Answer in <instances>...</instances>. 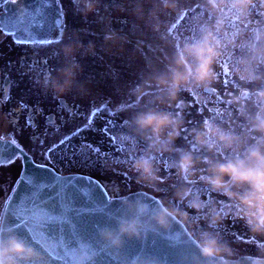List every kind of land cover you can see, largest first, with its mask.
Instances as JSON below:
<instances>
[{
    "label": "rangeland",
    "instance_id": "rangeland-1",
    "mask_svg": "<svg viewBox=\"0 0 264 264\" xmlns=\"http://www.w3.org/2000/svg\"><path fill=\"white\" fill-rule=\"evenodd\" d=\"M216 2L217 7L213 8L209 0H175L173 9L167 6L168 0H114L108 6L117 7L114 10L119 17L121 12H129L131 20L129 25L118 21L116 34L103 39L97 37L94 25L91 30L85 29L84 17L74 18L75 25L79 22L75 28L79 33L64 44V48L68 45L76 48L70 55L73 62L66 68L74 72L71 87L66 92L74 90L80 98L100 88L118 89V96L126 100L120 106L117 124L110 123L104 113L94 125L59 128L46 137L41 152L60 174H83L101 180L112 188L110 193L114 196L147 192L160 199L164 206L171 204L188 212L195 232L209 229L207 221L188 206L187 200L176 201V189L187 188L201 202L215 204L227 218L225 224H219L220 228L211 230L219 233L236 256H256L264 254V236L253 235L236 215L232 202L207 186L205 165L200 164L194 176H180L176 168V161L184 152L192 153L199 160L213 156L208 146L198 144L194 138L195 131L203 130L206 123L218 125L237 138L235 146L226 149L210 137L209 144L216 148L214 158L241 154L251 145L264 147L261 134L252 128L253 117L264 107L261 99L264 92V0H253L246 11L232 7L233 0ZM187 18L199 22L198 27L191 25V33L183 26ZM218 22H222L220 30L215 29ZM104 28L100 29L107 34V27ZM208 28L214 29L223 44L222 55L215 65L217 81L208 87L211 92H203V87L182 89L176 100L159 103L157 98L165 93L158 86L157 78L168 77L176 53ZM100 55L104 59L102 64L98 60ZM128 96L131 106H128ZM147 107L168 111L180 122L171 150L153 152L159 175L155 190L141 183L132 167L135 158L149 151L148 142L136 133L132 124L133 115ZM79 120L83 122L85 117ZM5 129L0 126V135L5 132L6 136H11L12 130ZM58 139L60 144L49 148L50 143Z\"/></svg>",
    "mask_w": 264,
    "mask_h": 264
},
{
    "label": "clouds",
    "instance_id": "clouds-1",
    "mask_svg": "<svg viewBox=\"0 0 264 264\" xmlns=\"http://www.w3.org/2000/svg\"><path fill=\"white\" fill-rule=\"evenodd\" d=\"M253 0H233L232 7L246 11ZM209 4L217 7L216 0ZM167 6L175 8V0H168ZM222 28V22L215 25L216 30ZM75 46H65L66 54L71 55ZM223 51L222 42L217 39L213 28L202 31L199 38L184 44L179 50L168 77H159L156 82L165 95L158 97L161 104L174 101L182 89L208 88L217 81L215 65ZM74 72L65 69L61 78H53L52 88L63 93L71 87ZM142 94V92H141ZM264 103V92L261 93ZM132 124L137 134L142 136L149 146V151L133 160L132 167L138 174V180L146 187L156 189L159 179L158 169L154 163L153 152H167L176 139L180 122L170 112L155 107H147L137 111L132 117ZM252 128L264 139V107L253 117ZM226 149L235 146L237 138L231 133L212 123H206L203 130H196L194 138L202 146H208L213 156L199 160L190 152H184L176 161L180 176H194L198 166L206 167L205 182L216 193L226 196L236 208V215L241 218L253 235L264 236V147L251 145L243 153L231 157L214 158L215 145L209 144V138ZM176 201L187 200L188 206L200 213L206 220L209 229L199 232L193 230L188 212L171 204L151 211L143 201H129V215L122 218L115 230L102 229L101 238L110 246L119 248L124 236L139 235L145 227L144 218L150 217L153 226L169 229L173 221L181 220L189 225V236L194 241L198 255L190 259V264H264V254L242 260L233 249L222 241L217 231L211 230L224 219L215 204L201 202L187 188L179 187L174 193ZM0 264H43V258L30 245L15 235L0 239ZM80 264H84L81 260Z\"/></svg>",
    "mask_w": 264,
    "mask_h": 264
},
{
    "label": "water",
    "instance_id": "water-1",
    "mask_svg": "<svg viewBox=\"0 0 264 264\" xmlns=\"http://www.w3.org/2000/svg\"><path fill=\"white\" fill-rule=\"evenodd\" d=\"M58 24L54 0H12L0 26L18 40H39ZM210 93L211 89L203 88ZM5 161L22 158V171L0 217V239L15 235L33 247L43 264H190L196 245L180 220L169 229L153 226L149 216L139 235L124 236L119 248L107 244L102 229L115 230L128 216L129 201L140 200L150 212L163 206L153 195L135 191L109 197L103 185L83 174H59L36 164L9 140H0ZM246 260L247 255L238 256Z\"/></svg>",
    "mask_w": 264,
    "mask_h": 264
},
{
    "label": "flooded vegetation",
    "instance_id": "flooded-vegetation-1",
    "mask_svg": "<svg viewBox=\"0 0 264 264\" xmlns=\"http://www.w3.org/2000/svg\"><path fill=\"white\" fill-rule=\"evenodd\" d=\"M8 1L12 0H0V15H3ZM71 1H74L76 6ZM54 2L58 24L53 27L49 37L42 41L15 39L13 33L0 26V126H5L13 132L9 130L11 136H6L4 132L3 136L0 135V140L11 141L30 156L33 162L49 167L50 162L42 157L41 152V144L49 134L69 125H94L97 119L104 117V113L108 115L107 120L115 124L118 122L120 106L126 100L125 97L118 96V89L107 91L100 88L96 93L89 91L78 98L79 96L73 93L74 90L58 93L52 88V79L61 78V73L73 62L70 55L65 53L64 44L77 36L74 34L79 33L75 31L79 22L75 25L74 18L84 17L87 20L83 22L85 29L91 30L95 26L99 39L115 35L118 21H126L129 25L128 21L131 20L129 12H121V19L114 10L117 7L108 6L114 3V0ZM104 27H107V34L100 29H105ZM98 60L102 64L103 55H100ZM127 101L128 106H131L129 96ZM81 117H85L83 122L79 120ZM59 144L60 139L52 141L49 148H56ZM0 158L3 159V153H0ZM22 167L19 154L0 161V216ZM102 183L110 193L112 188Z\"/></svg>",
    "mask_w": 264,
    "mask_h": 264
},
{
    "label": "trees",
    "instance_id": "trees-1",
    "mask_svg": "<svg viewBox=\"0 0 264 264\" xmlns=\"http://www.w3.org/2000/svg\"><path fill=\"white\" fill-rule=\"evenodd\" d=\"M192 16H195V14H192ZM195 19H196V16H195ZM194 19V21L193 22H191L188 18H187V24L186 25H183L185 28H187V29H189L190 30V33L192 32V29H191V25H193V27H198V25H199V22L197 21V20H195ZM182 21V20H181ZM182 26V27H183ZM115 124H117V123H115ZM108 130H110V129H108ZM106 131H107V129H106ZM108 132V134L111 136L112 134L110 133V131H107ZM111 138H112V141H113V143L115 144V145H117L116 143H115V138H114V136H111ZM159 161H161V159H159ZM114 196V195H113ZM219 212L221 213V211L219 210ZM227 218L225 217L224 218V220L221 222L222 224H225L224 223V221L226 220ZM181 221V220H180ZM182 222V221H181ZM183 223V222H182ZM184 225H185V223H183ZM186 226V228H187V230L189 231V228L187 227V225H185ZM216 228H220L219 227V225L218 226H216Z\"/></svg>",
    "mask_w": 264,
    "mask_h": 264
}]
</instances>
